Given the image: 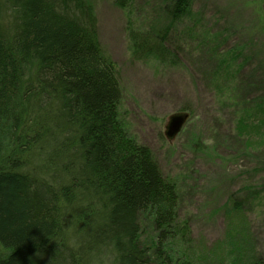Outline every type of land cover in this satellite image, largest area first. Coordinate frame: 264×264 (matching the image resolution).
<instances>
[{
    "label": "trees",
    "instance_id": "trees-1",
    "mask_svg": "<svg viewBox=\"0 0 264 264\" xmlns=\"http://www.w3.org/2000/svg\"><path fill=\"white\" fill-rule=\"evenodd\" d=\"M163 1L157 12L162 22L131 31L129 38L139 60L171 65L180 62L178 52L191 53L175 39L174 29L193 0ZM119 2L125 8L130 1ZM261 11L253 27L230 30L238 37L253 30L250 42L227 50L219 59L222 67L209 75L214 81L221 69L227 70L215 87L224 102L234 103L233 109L225 104L234 114L229 141L235 144L232 156L245 160L264 142L257 127L264 125V69L252 71L247 85L252 93L247 94L234 82L252 57H244L238 69L233 62L264 38ZM223 37L214 35L215 41ZM221 47L214 43L210 57ZM122 98L119 70L102 52L89 0H0V264H196L191 227L177 222L178 184L165 178L152 150L119 124ZM192 105L189 100L181 111L190 115L187 123L197 118ZM251 130L260 137L252 139ZM256 165L263 173L264 157ZM254 188L259 190L243 185L241 192L248 193L230 199L224 210L229 230L228 218L253 205L249 192ZM247 224L249 245L246 240L234 244L229 260L264 264V246L256 248ZM234 229L227 237L239 236ZM142 234L151 235L150 247ZM176 244L180 249H172Z\"/></svg>",
    "mask_w": 264,
    "mask_h": 264
},
{
    "label": "rangeland",
    "instance_id": "rangeland-1",
    "mask_svg": "<svg viewBox=\"0 0 264 264\" xmlns=\"http://www.w3.org/2000/svg\"><path fill=\"white\" fill-rule=\"evenodd\" d=\"M89 1L98 18L102 52L120 73L123 98L118 122L138 144L152 150L165 178L177 182L178 192L182 195L177 222L182 225L188 222L191 227V239L195 243L192 255L196 264H231L229 251L234 244L237 247L243 245L248 221L251 223L249 231L256 237V248L264 246V170L257 173L260 165L253 166L264 157V142L250 152L251 159L239 158L240 154L232 156L236 150L235 144L229 141L234 137L229 124L234 114H230L225 104L232 108L234 103L231 100L224 102L215 87L224 82L227 70L221 69L214 81L210 77L218 65L222 67L219 59L227 50L238 43L250 42L247 40L253 30L246 29L239 37L230 30L245 24H251L250 28L257 24V12L259 8L264 12V0H250L249 6H246L248 0H193L189 14L178 20L174 29L175 39H179L191 53L178 52L180 62L175 61L171 65L161 64L155 59L139 60L133 54L129 38L131 31H146L151 25L154 28L156 23L162 22L163 17H159L157 12L162 11L163 0H127L130 2H126L125 8L120 7L119 0ZM243 6L247 17L242 16ZM216 32L221 33L224 39L215 41ZM214 43H222V47L210 57V47ZM263 45L264 38L255 40L243 57L233 62V68L238 69L244 57H252L239 69L236 81H233L247 94L252 93V88L247 86L252 71L260 67L264 69ZM235 95L239 97L238 93ZM259 95L257 93L255 97ZM189 100L194 103L195 108L192 107L197 118L171 139L167 136L171 118L184 111ZM257 127L264 135V125ZM249 133L252 139L260 137L255 130ZM196 139L206 145L199 146ZM244 141L247 139L243 138ZM252 169L256 173L248 178L247 174ZM252 184L259 189L249 192L253 196V205L235 213L232 221L231 217L228 218L233 223L230 230L235 231L236 228L239 233V236L229 238L224 210L230 199L238 197L234 196L235 193L242 196L248 193L241 192L243 185ZM149 229L150 226L147 227ZM146 237L142 234V242L150 247L151 235ZM172 249L180 248L176 244Z\"/></svg>",
    "mask_w": 264,
    "mask_h": 264
},
{
    "label": "water",
    "instance_id": "water-1",
    "mask_svg": "<svg viewBox=\"0 0 264 264\" xmlns=\"http://www.w3.org/2000/svg\"><path fill=\"white\" fill-rule=\"evenodd\" d=\"M189 118L190 115L185 112H179L178 114L172 116L168 125L167 136L172 139L176 134L179 135L188 122Z\"/></svg>",
    "mask_w": 264,
    "mask_h": 264
},
{
    "label": "bare ground",
    "instance_id": "bare-ground-1",
    "mask_svg": "<svg viewBox=\"0 0 264 264\" xmlns=\"http://www.w3.org/2000/svg\"><path fill=\"white\" fill-rule=\"evenodd\" d=\"M178 188V187H177Z\"/></svg>",
    "mask_w": 264,
    "mask_h": 264
}]
</instances>
